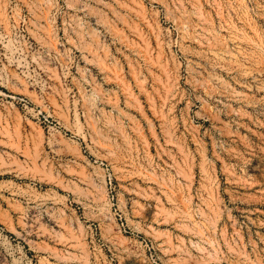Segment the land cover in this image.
<instances>
[{"label": "rangeland", "instance_id": "rangeland-1", "mask_svg": "<svg viewBox=\"0 0 264 264\" xmlns=\"http://www.w3.org/2000/svg\"><path fill=\"white\" fill-rule=\"evenodd\" d=\"M0 264H264V0H0Z\"/></svg>", "mask_w": 264, "mask_h": 264}]
</instances>
